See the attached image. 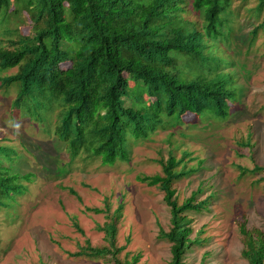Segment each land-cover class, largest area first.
Returning a JSON list of instances; mask_svg holds the SVG:
<instances>
[{"label":"trees","instance_id":"trees-1","mask_svg":"<svg viewBox=\"0 0 264 264\" xmlns=\"http://www.w3.org/2000/svg\"><path fill=\"white\" fill-rule=\"evenodd\" d=\"M241 15L254 23L238 38ZM258 35L264 45V0H0V70L14 69L0 75L1 102L11 123L28 119L52 132L70 161L79 156L103 165L128 162L131 141L203 117L225 120L234 107H243L235 103L243 87L225 45L238 38L248 52ZM173 149L157 160L161 174L137 179L164 193L169 227L157 235L169 243V264H188L187 250L206 241L189 213L206 210L212 193L198 199L199 183L179 201L174 183L196 169L184 161L190 153L177 158ZM18 159L26 160L25 154L0 139V199L25 190L35 177L18 171ZM262 170L256 164L251 169ZM104 200V209L86 210L105 213L107 221L96 225L105 243L92 245L85 238L69 254L138 264L140 252L119 258L126 248L116 241L123 204L111 212ZM72 225L83 233L77 221ZM239 231L242 258L264 264L263 232L245 222Z\"/></svg>","mask_w":264,"mask_h":264},{"label":"rangeland","instance_id":"rangeland-1","mask_svg":"<svg viewBox=\"0 0 264 264\" xmlns=\"http://www.w3.org/2000/svg\"><path fill=\"white\" fill-rule=\"evenodd\" d=\"M250 23L242 15L237 18L235 37L245 36ZM238 38L225 45V52L243 87L235 103L243 107H234L231 112L239 111L225 120L203 117L196 124L156 130L146 139L131 141L128 162L103 165L100 159L83 161L79 156L70 161L52 132L28 119L11 123L0 93V139L25 154L26 160L16 162L18 171L35 174L25 190L0 199V264H112L69 254L85 238L92 245L105 243L104 233L96 229L107 221L105 213L86 210L104 209L105 197L111 212L123 204L116 241L126 248L119 258L127 251L140 252L138 264H169V243L157 235L160 227H169L164 193L137 179L161 174L157 160L167 156L168 148H174L177 158L190 153L184 161L196 169L174 183L179 201L199 183L203 191L198 199L212 193L206 210L189 213L195 232L202 229L200 237L206 241L187 250L186 262L200 264L206 254L203 264H247L241 256L240 224L264 234V170L251 171L255 164L264 167V45L258 35L247 52ZM13 71L0 70V75Z\"/></svg>","mask_w":264,"mask_h":264},{"label":"clouds","instance_id":"clouds-1","mask_svg":"<svg viewBox=\"0 0 264 264\" xmlns=\"http://www.w3.org/2000/svg\"><path fill=\"white\" fill-rule=\"evenodd\" d=\"M242 103V102H241ZM239 111V109L235 110L234 112L231 113L230 117L236 114Z\"/></svg>","mask_w":264,"mask_h":264}]
</instances>
